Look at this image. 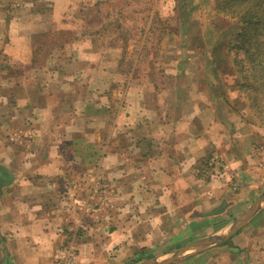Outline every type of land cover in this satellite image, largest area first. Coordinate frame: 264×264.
I'll return each instance as SVG.
<instances>
[{
	"label": "crops",
	"instance_id": "1",
	"mask_svg": "<svg viewBox=\"0 0 264 264\" xmlns=\"http://www.w3.org/2000/svg\"><path fill=\"white\" fill-rule=\"evenodd\" d=\"M14 8H0L1 264L161 260L189 227L264 196V126L233 104L220 120L201 91L182 89V72L123 70V40L83 35L37 63L46 14L24 3L13 35ZM168 76L174 88L163 87ZM210 154L225 161L226 179L198 174ZM225 241L170 264H264V201Z\"/></svg>",
	"mask_w": 264,
	"mask_h": 264
},
{
	"label": "rangeland",
	"instance_id": "2",
	"mask_svg": "<svg viewBox=\"0 0 264 264\" xmlns=\"http://www.w3.org/2000/svg\"><path fill=\"white\" fill-rule=\"evenodd\" d=\"M23 2L28 12L38 10L46 14L45 18H38L44 19L41 20V25L47 26L49 30L47 35L41 34L38 39V50H33L37 63L45 58L54 44L57 47L62 46V42L67 44L79 41L83 35L91 34L102 44L123 40L129 47L124 49L123 70L131 71L134 66V73L145 76L149 73L159 75L169 71L182 72L185 75L178 82L182 89L201 91L198 92L197 98L200 105L219 107L220 120H228V117L233 115L231 107H227L233 104L235 111L244 116L245 120L264 126V118L258 120V112H264V99L255 103L253 96L258 93L250 88L242 87L239 92H235L234 78L227 75L229 69L233 71L237 68L235 54L241 58L243 52L232 53L227 50L226 43L233 39L238 25L233 23L234 20L229 21L214 15L211 6L215 0H0V8L2 7L4 12L9 6H15L10 25L13 35L20 31V14L23 15L25 10L22 8ZM2 32L4 34V29ZM217 42L222 54L211 59V45H216ZM145 57L148 59L143 60ZM137 59L139 61L134 65V60ZM152 60L155 61L154 65ZM248 66L249 64H246V68L250 67ZM172 79L168 76L161 81L163 87L174 88L173 84L177 82ZM240 111L244 113L241 114ZM225 172V161L219 155L210 154L201 162L198 174L201 173L209 179H226ZM254 200L255 198H251L244 205H237L217 221L207 223L204 220L203 225L194 226L191 230L189 227L188 232L193 233L192 236L174 244L173 247L180 250L198 238L211 236V232L218 227L224 229L218 234L226 232L230 224L238 219ZM227 206L228 204H221L213 213L222 212ZM227 221H230L229 225ZM232 244L235 246L238 240L233 239ZM134 259L128 257L120 262L135 264ZM205 261H209L206 256Z\"/></svg>",
	"mask_w": 264,
	"mask_h": 264
},
{
	"label": "trees",
	"instance_id": "3",
	"mask_svg": "<svg viewBox=\"0 0 264 264\" xmlns=\"http://www.w3.org/2000/svg\"><path fill=\"white\" fill-rule=\"evenodd\" d=\"M211 9L214 15L225 20H234L233 23L238 25L233 39L226 43L228 51L243 52L241 58L235 54V59L238 61L237 68L233 71L229 69L227 74L234 78L235 92H239L242 87L253 89L258 93L254 94L253 100L256 103L260 99V103L264 99V0H215ZM211 46V59H215L222 54V50H219L218 42ZM246 64L250 67L246 68ZM262 111L258 112V120L264 118ZM0 180H7L6 174L1 169ZM142 259L145 258L136 256L133 262Z\"/></svg>",
	"mask_w": 264,
	"mask_h": 264
},
{
	"label": "water",
	"instance_id": "4",
	"mask_svg": "<svg viewBox=\"0 0 264 264\" xmlns=\"http://www.w3.org/2000/svg\"><path fill=\"white\" fill-rule=\"evenodd\" d=\"M262 201H264V196L261 199H259L257 202H255L250 208H248L238 219L234 220L227 228L226 232L221 234L217 233L209 237H206L204 239H200L195 242H192L191 244L185 246L184 248L178 251L171 253L170 255H168L167 257L161 260L152 259V260L142 261L137 264H170L183 259L184 257L188 256L193 252H197L209 246L224 242L225 240L228 239V237L231 234H233L237 229L242 227L247 222V220L255 214ZM0 264H1V260H0Z\"/></svg>",
	"mask_w": 264,
	"mask_h": 264
}]
</instances>
